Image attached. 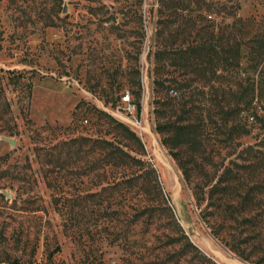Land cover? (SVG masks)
<instances>
[{
	"label": "rangeland",
	"instance_id": "374dc122",
	"mask_svg": "<svg viewBox=\"0 0 264 264\" xmlns=\"http://www.w3.org/2000/svg\"><path fill=\"white\" fill-rule=\"evenodd\" d=\"M0 264H264V0H0Z\"/></svg>",
	"mask_w": 264,
	"mask_h": 264
},
{
	"label": "trees",
	"instance_id": "16d2710c",
	"mask_svg": "<svg viewBox=\"0 0 264 264\" xmlns=\"http://www.w3.org/2000/svg\"><path fill=\"white\" fill-rule=\"evenodd\" d=\"M234 51H235L236 55L239 54L240 50H239V42L238 41L236 42V46H235ZM119 125H121V124H119ZM128 132H129V130H128ZM129 133L134 135V132L130 131ZM104 142L111 144V142L108 140H105ZM114 152H120L124 156V158L126 159V162H128V163L131 162L132 159L134 160V158L120 146L113 147V148H111V150L108 151V153H114ZM204 169H205V167H203V171H204V175H205V178H203V179H204V182L206 185H211L209 187V194H210V197L212 199V203H213V205L216 204L217 206H220L222 204L221 194L226 193V191L228 189V184H225L224 181H228L230 179V170L225 171V173L220 177V179H218L216 182L212 183V181L214 180L215 174L211 175L208 171H206ZM183 173L185 175V178L190 181V178H191L190 177L191 176L190 169L186 165L183 166ZM142 176H143V174L135 173L132 176H129L127 178L125 177V179L132 181V180H136ZM200 184H201V182L199 183V186H201ZM212 232L219 241L224 242V240L218 235L217 230L213 229ZM225 244H227V243H225Z\"/></svg>",
	"mask_w": 264,
	"mask_h": 264
},
{
	"label": "built area",
	"instance_id": "2783aa9c",
	"mask_svg": "<svg viewBox=\"0 0 264 264\" xmlns=\"http://www.w3.org/2000/svg\"><path fill=\"white\" fill-rule=\"evenodd\" d=\"M123 100L126 101V102H128L129 105H130V107H132V100H131V97H130V94L129 93L123 96ZM134 108H135V105H133V109Z\"/></svg>",
	"mask_w": 264,
	"mask_h": 264
}]
</instances>
